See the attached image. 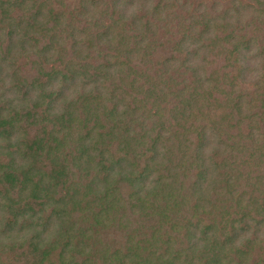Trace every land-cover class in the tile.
Instances as JSON below:
<instances>
[{"label": "trees", "instance_id": "obj_1", "mask_svg": "<svg viewBox=\"0 0 264 264\" xmlns=\"http://www.w3.org/2000/svg\"><path fill=\"white\" fill-rule=\"evenodd\" d=\"M0 264H264V0H0Z\"/></svg>", "mask_w": 264, "mask_h": 264}, {"label": "rangeland", "instance_id": "obj_2", "mask_svg": "<svg viewBox=\"0 0 264 264\" xmlns=\"http://www.w3.org/2000/svg\"><path fill=\"white\" fill-rule=\"evenodd\" d=\"M114 231H115L114 228H110V229H109L110 235H111L112 237H115L116 239H118V238H119V235H118L116 232H114Z\"/></svg>", "mask_w": 264, "mask_h": 264}]
</instances>
